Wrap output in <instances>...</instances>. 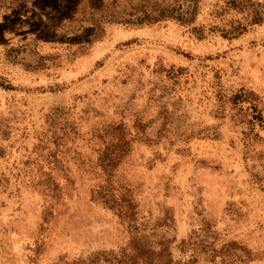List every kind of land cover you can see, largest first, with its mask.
Segmentation results:
<instances>
[{
    "label": "rangeland",
    "instance_id": "1",
    "mask_svg": "<svg viewBox=\"0 0 264 264\" xmlns=\"http://www.w3.org/2000/svg\"><path fill=\"white\" fill-rule=\"evenodd\" d=\"M167 240L264 264V0H0V264Z\"/></svg>",
    "mask_w": 264,
    "mask_h": 264
},
{
    "label": "trees",
    "instance_id": "2",
    "mask_svg": "<svg viewBox=\"0 0 264 264\" xmlns=\"http://www.w3.org/2000/svg\"><path fill=\"white\" fill-rule=\"evenodd\" d=\"M255 15L258 17L260 12L258 10L255 11ZM261 21L263 20L260 17L254 19V22ZM226 245L223 244L218 249H214V252L216 254L218 253L219 259L217 257L210 258L211 264H242V258L239 254L246 249L234 242L228 244V247H226ZM138 250L139 251H136L133 257L128 258L124 264H199L198 250L189 243L186 244L185 248L181 249L183 252L190 250L191 253L186 259L174 258L168 240L167 242L157 243L155 246H142Z\"/></svg>",
    "mask_w": 264,
    "mask_h": 264
}]
</instances>
